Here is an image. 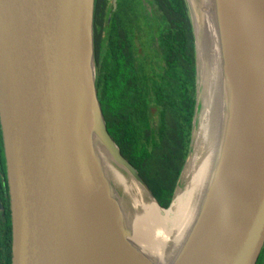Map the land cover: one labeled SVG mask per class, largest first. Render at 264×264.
I'll return each instance as SVG.
<instances>
[{"label": "water", "instance_id": "water-1", "mask_svg": "<svg viewBox=\"0 0 264 264\" xmlns=\"http://www.w3.org/2000/svg\"><path fill=\"white\" fill-rule=\"evenodd\" d=\"M185 1L197 86L190 156L207 83L198 55L204 23L220 44L224 115L197 217L158 262L133 240L119 190L93 154L92 134L124 178L166 210L107 133L95 90L94 0H0L11 264H256L264 246V0H212V13L202 0Z\"/></svg>", "mask_w": 264, "mask_h": 264}, {"label": "trees", "instance_id": "trees-1", "mask_svg": "<svg viewBox=\"0 0 264 264\" xmlns=\"http://www.w3.org/2000/svg\"><path fill=\"white\" fill-rule=\"evenodd\" d=\"M101 1L94 0L93 58L95 90L106 130L157 204L167 209L191 153L197 108L189 9L185 0H170L152 8L151 14L140 12L136 17L143 21L147 39L136 44L140 31L135 17L123 7L113 12L105 9ZM101 28L106 33L102 41ZM0 146L2 151L1 131ZM10 240L7 212L0 217V264H11ZM256 264H264V248Z\"/></svg>", "mask_w": 264, "mask_h": 264}, {"label": "bare ground", "instance_id": "bare-ground-1", "mask_svg": "<svg viewBox=\"0 0 264 264\" xmlns=\"http://www.w3.org/2000/svg\"><path fill=\"white\" fill-rule=\"evenodd\" d=\"M204 12L209 9L215 11L212 0H202ZM206 32V51L209 55L207 65L206 98L204 108L206 116L202 115L200 127L198 128L194 141L193 153L190 156L187 167L182 178L183 191L180 202L176 208V216L170 219L174 212H170L172 207L161 210L155 202L144 197L142 191L134 183L124 178V176L109 162L103 150L96 144L95 137L91 135L93 154L101 167L109 174L110 179L120 181L121 207L126 212L129 225L132 227L133 240L142 244L151 257L159 261L165 260V255H171L179 243L193 225L198 211V204L204 189L210 183L213 167L216 162L221 125L224 115V100L222 93V56L220 44L210 25L204 23ZM208 44V45H207ZM219 51V58H215ZM131 189V194L123 186ZM135 195L137 197L135 198ZM176 196V194H175ZM175 198V197H174ZM174 201V200H173ZM173 203V202H172ZM168 211V212H167ZM167 212V214H166ZM169 218L166 216L168 213Z\"/></svg>", "mask_w": 264, "mask_h": 264}, {"label": "flooded vegetation", "instance_id": "flooded-vegetation-1", "mask_svg": "<svg viewBox=\"0 0 264 264\" xmlns=\"http://www.w3.org/2000/svg\"><path fill=\"white\" fill-rule=\"evenodd\" d=\"M170 0H102L100 3H104L105 9H109L112 12L116 10L118 7H123L127 9L130 13V17L133 19L135 17V23L139 26V33L136 34V44L140 40L143 44L146 42V35L145 29L142 27L143 21L138 19L136 16L140 12H149L152 8H158V6L162 3H168ZM151 14V13H150ZM110 15L108 16L109 19ZM150 17V15H149ZM144 29V30H143ZM105 31L101 28L100 31V39L101 41L105 39ZM1 131V128H0ZM2 137V133H1ZM1 147V146H0ZM1 151V150H0ZM2 154L4 159V169L5 174H3V170L0 165V217L3 218L5 214H9L10 219V227H11V212H10V197H9V189H8V181H7V171H6V162H5V155H4V148H3V141H2ZM3 221V220H2ZM11 242V240H10ZM10 255H11V244H10ZM11 257V256H10ZM11 261V258H10ZM11 263V262H10Z\"/></svg>", "mask_w": 264, "mask_h": 264}, {"label": "rangeland", "instance_id": "rangeland-1", "mask_svg": "<svg viewBox=\"0 0 264 264\" xmlns=\"http://www.w3.org/2000/svg\"><path fill=\"white\" fill-rule=\"evenodd\" d=\"M203 41V39L201 40V45L199 44V51H198V55H200L199 56V60H200V62H202V68H203V73H204V75H205V82H206V77H207V68H206V63H207V65H208V63H209V55H208V53H207V51H206V43H204V42H202ZM208 45V44H207ZM206 62V63H205ZM201 64V63H200ZM206 86L203 88V90H202V97L204 98L205 97V95H206ZM201 97V99H202V103H203V105H204V99ZM205 111V109H204V107L202 108V111H201V120H202V115L204 114L205 116H206V112H204ZM198 124V123H197ZM197 124H196V126H197ZM196 132H197V129H195V133H194V135L196 136ZM184 172H185V169H184V171L182 172V175H181V177H180V184L181 185H179V187H178V190H177V193H176V196H175V198H174V201H173V203H172V207L170 208L171 210H170V212H172V210H173V205H175V208H174V212H173V214H172V216L170 217V219L171 218H173L174 216H176V208H177V205L179 204V202H180V198H181V195H182V191H183V184L184 183H182V178H183V176H184ZM111 182L113 183V185L116 187V188H118L119 190H120V186H117V184L120 182V181H118V180H116V179H111ZM123 188L126 190V191H128L130 194H131V192H130V188L128 187V184L126 185V186H123ZM119 193H120V191H119ZM120 195V197H121V194H119ZM131 195H133L134 196V193L133 194H131ZM137 197V195H135V198ZM127 212V211H126ZM125 212V213H126ZM168 213V215L166 216V218L168 219L169 218V215L171 214V213ZM127 215V214H126ZM263 248H264V246H263Z\"/></svg>", "mask_w": 264, "mask_h": 264}]
</instances>
